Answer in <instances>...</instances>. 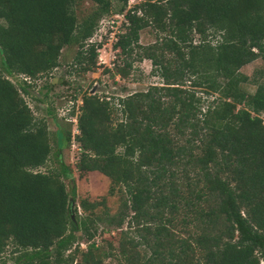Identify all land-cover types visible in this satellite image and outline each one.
Listing matches in <instances>:
<instances>
[{"label":"trees","instance_id":"16d2710c","mask_svg":"<svg viewBox=\"0 0 264 264\" xmlns=\"http://www.w3.org/2000/svg\"><path fill=\"white\" fill-rule=\"evenodd\" d=\"M82 1L0 0V257L11 246L13 264H264V67L252 94L241 72L264 61V0H143L126 11L116 73L148 60L162 84L81 97L76 170L107 177L120 200L117 247L103 256L96 204L80 201L86 217L72 210L68 168L36 171L52 149L24 98L45 100L32 83L66 47L79 49L75 72L96 69L101 44L88 40L111 1L89 0L95 11L78 20ZM145 29L152 44L139 43ZM57 138L56 157L71 131Z\"/></svg>","mask_w":264,"mask_h":264},{"label":"rangeland","instance_id":"374dc122","mask_svg":"<svg viewBox=\"0 0 264 264\" xmlns=\"http://www.w3.org/2000/svg\"><path fill=\"white\" fill-rule=\"evenodd\" d=\"M110 1L111 10L99 20L98 28L94 35V41L101 44L97 51L98 58L100 57L101 61L97 59L96 69L84 74L75 72L72 64L79 49L77 46L66 47L62 50L59 68L55 69L50 75L32 83L35 95L42 97L45 94V100L39 102L32 97L24 95L34 117L43 119L46 122L52 149L45 167L36 171L59 170L61 165L68 168L69 177L64 178L63 181L70 195L72 210L76 208L79 216L86 217L88 214L81 209L80 201L86 200L88 203L96 204L93 214L97 221L93 227L91 226V230L95 231V240L99 243L101 256L109 252V244L113 248L117 247L120 229H116L117 227L115 223H112V219L119 212L120 200L118 196H112L108 193L110 181L107 177L99 172H88L80 175L76 170V163L80 155L78 144L73 140L76 135L77 121L68 122V112L71 109L74 112L79 110V101L84 94H96L101 97L116 99L144 91L150 85L162 84V80L159 77L151 75L152 67L148 60L133 63V68L126 77L117 75V67H121L124 61L119 52L113 49L112 42L115 41L116 35L123 31L122 23L124 22L126 11L143 0H128V4L125 7L122 0ZM95 9L96 5L91 1H82L75 7L76 16L78 20H81L92 14ZM154 41L155 38L150 29L140 32L139 43L141 45L152 44ZM263 67L264 61L257 59L241 69L243 74L251 78V81L244 85V89L249 94L254 93L256 89V84L253 81L256 80L257 83L261 81L253 78L254 74L262 70ZM68 130L71 131V141L69 143L64 141L63 147L56 157L55 152L58 149L57 133L58 131L65 133ZM102 201L103 203H101ZM123 228H126V224ZM76 236L79 238L80 249H85L87 242L82 232H77ZM14 258L15 255L11 254V246H9L0 257V264H3V262H5L4 264H13ZM101 264H116V261L114 257L110 256L103 258Z\"/></svg>","mask_w":264,"mask_h":264},{"label":"built area","instance_id":"2783aa9c","mask_svg":"<svg viewBox=\"0 0 264 264\" xmlns=\"http://www.w3.org/2000/svg\"><path fill=\"white\" fill-rule=\"evenodd\" d=\"M95 35V34H94ZM100 42H96V41H94V36L92 37V38H90L89 40H88V44H99ZM98 51V50H97ZM99 59V61H101L100 60V57L98 58ZM79 105H81L82 104V102H81V100L79 101ZM79 107V106H78ZM77 107V108H78ZM71 112H72V109L68 112V117H69V119H68V122H71V121H75L76 122V114H77V112H75V114L74 115H71ZM78 133V131L76 130V134Z\"/></svg>","mask_w":264,"mask_h":264},{"label":"water","instance_id":"95a60500","mask_svg":"<svg viewBox=\"0 0 264 264\" xmlns=\"http://www.w3.org/2000/svg\"><path fill=\"white\" fill-rule=\"evenodd\" d=\"M91 95V94H90ZM71 208H72V203H71Z\"/></svg>","mask_w":264,"mask_h":264}]
</instances>
